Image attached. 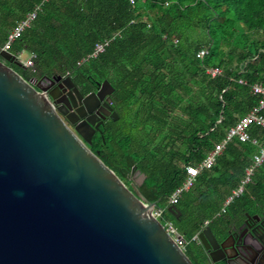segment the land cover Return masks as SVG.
Here are the masks:
<instances>
[{"label": "trees", "instance_id": "16d2710c", "mask_svg": "<svg viewBox=\"0 0 264 264\" xmlns=\"http://www.w3.org/2000/svg\"><path fill=\"white\" fill-rule=\"evenodd\" d=\"M39 5L10 49L35 54L34 66L8 65L26 80L69 76L85 94L108 81L119 118L106 120L89 148L127 186L132 171L144 175L141 196L162 211L161 224L175 227L189 259L207 264L196 235L209 227L223 240L245 213L264 212V163L222 211L253 165L264 128H250L257 144L229 143L177 203L171 196L185 167L205 160L262 98L252 87H264V0H0L1 48ZM214 67L222 73L212 78L206 70Z\"/></svg>", "mask_w": 264, "mask_h": 264}, {"label": "water", "instance_id": "95a60500", "mask_svg": "<svg viewBox=\"0 0 264 264\" xmlns=\"http://www.w3.org/2000/svg\"><path fill=\"white\" fill-rule=\"evenodd\" d=\"M8 64L24 67L0 47V264H194L154 215L156 204L89 148L104 122L89 117L73 130L55 106L58 93L42 86L63 80L71 88L72 79L26 80ZM113 92L100 84L85 99L89 113L92 100ZM104 107L103 120H118L109 100ZM169 211L181 216L176 206ZM199 238L226 247L209 227Z\"/></svg>", "mask_w": 264, "mask_h": 264}, {"label": "flooded vegetation", "instance_id": "af4514ba", "mask_svg": "<svg viewBox=\"0 0 264 264\" xmlns=\"http://www.w3.org/2000/svg\"><path fill=\"white\" fill-rule=\"evenodd\" d=\"M67 77L69 76L63 78L65 79ZM37 79L41 80L42 78ZM62 81L55 84H51L46 81L42 84V86L48 88L49 91L58 93V100L61 102L56 100L55 106L57 109H60V116L69 127L74 130L80 122L86 120L89 117L94 118L96 124L110 119V117H106L103 120L101 117V108H105L104 104L108 100L110 101L111 105L113 104L111 97L112 94L101 102L92 100L90 102V108L95 110L93 114H90L85 106V99L89 95L96 93L99 89V86L96 90L85 94L83 89L79 88L73 82L74 87L78 89L79 94L81 95L79 96L74 91V87L67 88V85L61 87L60 85ZM81 113L86 116L82 117ZM69 116L75 119L76 123H72L69 120ZM97 132H99V130ZM128 181V188L132 191L136 190L140 193L139 188L142 185L141 174H137L136 171H132L128 177ZM213 235L219 245L227 241L226 247L222 251L221 248L215 249L213 247L214 245L211 244L209 248H206L199 238L197 242L203 246L207 256V264H264V212H261V214L245 213L241 223L239 225L232 224L231 229L228 232V236L223 240H219L215 234ZM214 260L218 261L215 263Z\"/></svg>", "mask_w": 264, "mask_h": 264}, {"label": "built area", "instance_id": "2783aa9c", "mask_svg": "<svg viewBox=\"0 0 264 264\" xmlns=\"http://www.w3.org/2000/svg\"><path fill=\"white\" fill-rule=\"evenodd\" d=\"M133 2V0H130ZM42 10V6H37L31 13H29L26 18L19 23L16 29H14L11 34L8 37L7 42L2 47L5 51H10L12 44L14 41L19 37V35L28 27L31 26V24L35 21L37 18V15ZM105 44H99L96 47V52L94 55H97L98 53L103 52ZM206 54V51H201L198 55L199 58H203ZM18 58H20V53L16 54ZM36 58V55L31 53L30 59L24 61L20 60L25 68H32L34 66L33 60ZM206 73L210 75L212 78H215L219 75H221L222 71L220 68L214 67V68H207ZM240 83H243V81H240ZM255 94L261 95L262 98L259 102V104L254 107L244 118H242L238 123H236L234 126L230 127L224 137V139L215 145L214 149L209 152L205 160H203L198 165H189L186 166L185 169L187 171V178L183 185L178 188L175 193L171 196V203L175 204L179 200L181 194L185 191H188L195 183L196 178L198 174L203 170H209L211 169L215 163L217 158L221 155V153L224 151L226 146L231 143L234 140H238L240 142H248L252 141L254 144H257L256 140H252L250 135V128L253 125L261 126L264 128V87L255 85L252 87ZM264 163V142L260 145L259 151L257 154L253 157V165L247 170L246 177L242 180L241 184L237 189H235L232 192V195L227 199L224 208L222 211H225V208L227 205L232 203L237 197L241 196L244 192V187L246 184H248L251 180V176L255 170V168L261 166ZM154 215L159 219L162 215L161 210L154 209ZM207 224V223H206ZM163 225V224H162ZM164 228L167 230L168 233L172 235V237L176 240V242L184 249V246L182 244V241L176 236V229L175 227L167 222L165 225H163ZM194 240H199V234L196 235Z\"/></svg>", "mask_w": 264, "mask_h": 264}, {"label": "rangeland", "instance_id": "374dc122", "mask_svg": "<svg viewBox=\"0 0 264 264\" xmlns=\"http://www.w3.org/2000/svg\"><path fill=\"white\" fill-rule=\"evenodd\" d=\"M30 57H31V53L29 51H23L20 53L19 59L26 61V60L30 59Z\"/></svg>", "mask_w": 264, "mask_h": 264}]
</instances>
